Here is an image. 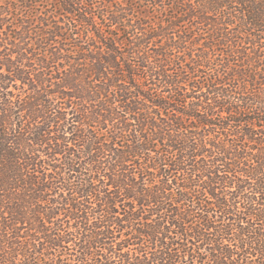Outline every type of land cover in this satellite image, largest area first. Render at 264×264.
<instances>
[{"label": "trees", "instance_id": "16d2710c", "mask_svg": "<svg viewBox=\"0 0 264 264\" xmlns=\"http://www.w3.org/2000/svg\"><path fill=\"white\" fill-rule=\"evenodd\" d=\"M0 264H264V0H0Z\"/></svg>", "mask_w": 264, "mask_h": 264}]
</instances>
